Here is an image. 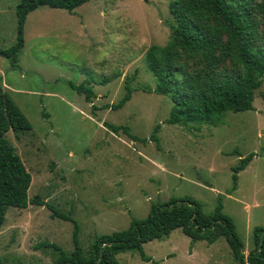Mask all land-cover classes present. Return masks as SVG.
Returning a JSON list of instances; mask_svg holds the SVG:
<instances>
[{
  "label": "rangeland",
  "instance_id": "374dc122",
  "mask_svg": "<svg viewBox=\"0 0 264 264\" xmlns=\"http://www.w3.org/2000/svg\"><path fill=\"white\" fill-rule=\"evenodd\" d=\"M172 0H88L72 14L40 6L27 14L17 67L0 56L3 92L31 130L5 139L30 175L27 198L39 204L8 208L0 228V264H51L44 244L65 252L77 244L87 253L93 238L121 231L143 219L151 204L190 198L205 215L217 203L233 223L243 251L252 249V229H264V83L253 109L226 113L216 126L165 124L170 102L141 87H153L144 54L168 40L167 4ZM0 0V48L15 43V6ZM137 90L117 110L125 80ZM91 89L90 102L72 87ZM105 125L125 127L112 133ZM155 141L150 138L153 128ZM144 139V142L139 141ZM252 154L236 174L237 155ZM120 253L118 264H235L223 239L191 242L179 230ZM246 254V253H245Z\"/></svg>",
  "mask_w": 264,
  "mask_h": 264
},
{
  "label": "trees",
  "instance_id": "16d2710c",
  "mask_svg": "<svg viewBox=\"0 0 264 264\" xmlns=\"http://www.w3.org/2000/svg\"><path fill=\"white\" fill-rule=\"evenodd\" d=\"M88 0H18L15 6V43L0 48V56L10 67H17L23 47L22 27L28 13L40 6L72 14ZM168 40L163 46L151 45L143 60L153 79V87H141L142 92L165 97L170 102L165 124L216 126L226 113L251 111L256 90L264 83V0H172L167 4ZM125 80L124 93L111 105L101 109H120L136 88ZM84 93L86 102L94 97L90 88L72 87ZM112 133L122 131L131 140L125 127L105 125ZM153 128L150 138L155 141ZM31 127L15 103L3 92L0 79V228L8 208L25 209L27 204H39L37 197L27 198L30 175L5 139L11 132L14 139ZM139 141L144 142V139ZM252 154L237 155L238 163L231 168L232 188L236 174L242 171ZM220 203L205 215L190 198L169 199L151 204L143 219L130 220L128 227L107 235L95 236L84 255L77 244L76 223H73V249L65 252L55 244H44L52 255L51 264H118L120 253H136L147 262L142 246L160 241L173 230H179L191 242L211 245L223 239L235 264H264V229H252V249L244 256L242 243L234 232L232 220L220 212Z\"/></svg>",
  "mask_w": 264,
  "mask_h": 264
},
{
  "label": "crops",
  "instance_id": "0c3cea01",
  "mask_svg": "<svg viewBox=\"0 0 264 264\" xmlns=\"http://www.w3.org/2000/svg\"><path fill=\"white\" fill-rule=\"evenodd\" d=\"M0 79H1V78H0ZM245 253L247 254V252H244V251H243L244 256L246 255Z\"/></svg>",
  "mask_w": 264,
  "mask_h": 264
}]
</instances>
